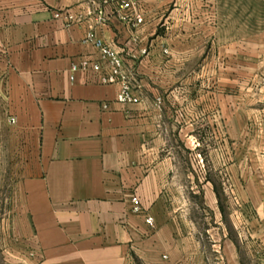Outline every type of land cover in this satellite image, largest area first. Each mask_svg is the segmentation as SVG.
I'll return each instance as SVG.
<instances>
[{
	"label": "crops",
	"instance_id": "crops-1",
	"mask_svg": "<svg viewBox=\"0 0 264 264\" xmlns=\"http://www.w3.org/2000/svg\"><path fill=\"white\" fill-rule=\"evenodd\" d=\"M230 1L140 0L136 27L104 6L96 32L122 53L140 96L122 103L100 73L70 77L72 62L106 65L86 41L100 0H0V103L23 169L0 170L10 264H241L224 230L201 232L188 215L190 196L214 184L199 170L198 105L169 85L196 55L182 31L209 28L214 5L224 13Z\"/></svg>",
	"mask_w": 264,
	"mask_h": 264
},
{
	"label": "rangeland",
	"instance_id": "rangeland-1",
	"mask_svg": "<svg viewBox=\"0 0 264 264\" xmlns=\"http://www.w3.org/2000/svg\"><path fill=\"white\" fill-rule=\"evenodd\" d=\"M210 16L209 28L182 31L196 55L169 80L198 105L199 170L214 184L190 196L188 215L201 232L224 230L241 264H264V0H231L224 13L216 4ZM5 120L0 103V170H23ZM3 242L0 233V264H10Z\"/></svg>",
	"mask_w": 264,
	"mask_h": 264
},
{
	"label": "built area",
	"instance_id": "built-area-1",
	"mask_svg": "<svg viewBox=\"0 0 264 264\" xmlns=\"http://www.w3.org/2000/svg\"><path fill=\"white\" fill-rule=\"evenodd\" d=\"M139 3L140 0H100L96 8L95 24L89 27L86 34V41L90 42L97 49L101 58L105 60L106 65L104 66L99 61L89 59H83L80 63L72 62L70 67L71 79L74 78V72L78 69H92L101 74L100 81L103 84L119 85L117 94V100L119 102H140V96L136 94L133 84V72L126 64L124 56L113 44L101 38L95 29V25L105 23L107 19L104 11V6L106 5L112 6L120 20L126 21V23L134 27L144 24L145 15L141 11ZM56 16H59V13ZM66 16L71 22L77 20L72 14H67ZM142 53H146V50H143ZM9 121L13 124L16 122V118L10 117ZM132 202L134 204L133 211L137 213L141 212V202L137 195L132 197ZM145 221L147 224L153 225L152 216H146Z\"/></svg>",
	"mask_w": 264,
	"mask_h": 264
}]
</instances>
